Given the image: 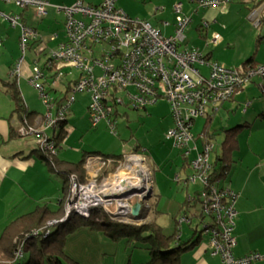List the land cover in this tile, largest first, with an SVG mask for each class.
<instances>
[{
    "label": "built area",
    "instance_id": "1",
    "mask_svg": "<svg viewBox=\"0 0 264 264\" xmlns=\"http://www.w3.org/2000/svg\"><path fill=\"white\" fill-rule=\"evenodd\" d=\"M0 1L32 8L37 17L45 15L49 6L47 0ZM116 1L100 0L99 4L92 5L76 0L70 7H55L65 18V41L49 55L47 64L60 66L52 83L65 76L61 70L64 66L75 68L79 78L61 98L51 99L44 85L40 84L45 74L35 66L29 84L37 90L45 108L44 119L41 124H32L23 116L16 133L25 138L34 137L40 154L52 159L58 154V143L46 131L56 132L61 123L67 120L76 94L88 93L91 96L88 114L92 127L105 120L112 133H115L113 112L117 105L125 103L133 109L142 110L160 98L165 99L173 119L172 128L165 134V141L171 142L186 159L191 157L190 161L186 160L191 175L184 181L179 176L175 180L186 188L189 184L200 185L201 190L195 191L193 197L187 196V204L194 207L191 205L197 201L198 217L201 220L209 218V223H203L202 231L208 237L211 256L218 257L222 264H258L264 261V254L255 252L242 257L234 256L236 240L233 231L238 195L230 189L219 187V180L214 179L211 160L214 146L200 135L198 138L202 139V143L197 144L198 138L191 131L196 119L206 117L210 109L215 113L222 103L231 100L253 77L263 78L264 64L240 70L207 61L197 49L179 50L191 22L190 17L182 14L181 3L173 6L176 15L174 35L165 37L147 21L132 18L116 8ZM230 2L195 0L199 8L210 9L227 6ZM260 10L257 6L249 13L248 18L255 29L261 25ZM0 17L11 26H18L21 31L19 45L22 57L11 71L12 77L18 79L27 43L34 38V32L21 24L17 16L0 13ZM207 27V23H204L203 28ZM220 41L218 34L212 36L213 45ZM202 66L208 68L207 76L202 75L199 69ZM82 169L83 181L77 175L69 176V195L61 221L71 213L87 219L92 209L101 208L112 222L139 224L142 213L150 211L153 176L142 152L131 150L120 158L106 159L99 155H87ZM133 202L140 204V219L137 220L132 217ZM195 215L190 217L184 213L176 219L178 239L181 226L191 225ZM56 222L50 221L47 225ZM33 234L37 235L38 232ZM16 255L21 257V249Z\"/></svg>",
    "mask_w": 264,
    "mask_h": 264
},
{
    "label": "crops",
    "instance_id": "2",
    "mask_svg": "<svg viewBox=\"0 0 264 264\" xmlns=\"http://www.w3.org/2000/svg\"><path fill=\"white\" fill-rule=\"evenodd\" d=\"M47 1L50 6H48L49 9L47 8L45 15L42 17H37L32 8H22L21 12L15 14L21 24L31 28L35 33V38L29 40L27 43V49L25 50V56L23 57L24 60L20 65V77L17 79L18 89L24 106L29 113L33 112L31 117H27L29 123L32 124L36 122L41 124L43 122L45 108L39 98L37 90L29 84L30 74L35 66L42 69L45 74V79L41 80L40 84L44 85L47 93L50 90L52 93L57 92L52 85V80L55 79L57 69H60V66L57 65V67H54L53 65L55 64L49 66L48 58L45 64L42 67H39L38 59H40L43 53L48 52L50 54L60 43L65 41V33L63 29L65 18L62 13L55 11L63 17L61 32L53 30L46 34L39 30L38 23L44 21L48 11H52V9H50L52 4L55 3L53 0ZM75 1L76 0H73L72 3ZM82 1L85 4L92 5H97L100 2V0ZM175 3H181L182 14L191 18V22L184 33V39L179 46V50L197 49L206 57L207 61L217 62L225 67L234 68L231 65L233 62L215 59V53L210 50V48L217 49L221 47L226 50L231 47V42L234 41L233 45L237 42V40H234V36H239V40H253L255 47L258 46V44L260 45L264 43V0H231L230 4L227 6L211 9L199 8L195 3V0H117L115 7L132 18L147 21L163 36L170 37L174 35L175 31L176 15L173 12V6ZM140 6H142V8H140ZM257 6L261 8V25L258 31L256 30V33L254 31L255 28L252 24L250 25L251 22L248 17L250 11ZM0 13L5 15V13L1 11ZM161 17L166 18V21L162 19L157 21V19ZM153 22L155 24H153ZM204 23H207V28H203ZM20 32L18 35H20ZM252 33L253 37L251 36ZM214 34H218L221 38V41L217 45L211 43ZM54 35L55 37H53ZM0 42L2 47V41L0 40ZM27 51L32 52L34 55L30 62H27L26 60ZM256 51L257 49H254L253 54L250 56V58L253 59V67L264 64V57H261L260 59L258 58V60L257 58L254 59ZM245 61L246 60L243 62ZM16 64L17 62L9 67L7 79L0 80V235L2 233L1 230H3L8 222L31 212L36 206L45 202V199L48 198V186L51 183L50 180H48L49 170L42 162L40 158L41 154L37 152V147L36 149L29 148L27 151L24 146L12 143V141L21 137L16 133V128L21 117L14 112V103L10 95L5 91L4 84L11 81V71ZM66 67L68 66L61 68L64 74L67 72V70H65ZM199 69L202 75L207 76L208 68L206 66H202ZM78 78L79 73L75 80ZM75 80L66 82V91ZM254 84L257 86L260 97L262 98V93L264 92V77L258 78ZM240 90H243V87ZM240 90H238L231 100L226 102L237 101V98L240 96ZM64 94H62V96ZM262 99L264 100V98ZM157 102L155 104H157ZM153 105L143 109L144 114H147L148 108H152ZM249 105L250 103H246L244 107L247 108ZM257 107H260V109L252 110V125L241 131V134L246 130V132H248L245 140V148L243 150L241 149V142L238 138V149L233 153L234 163L231 164L232 173L228 181V187H222L230 189L238 195L236 203L237 216L233 231L236 240L233 254L236 257H242L252 252L264 254V116H261L262 113L264 114V101ZM116 109L117 108H115V110ZM71 111L72 107L69 113ZM215 113L209 111V114L206 117H200L198 119H204L206 124L208 119L212 120ZM195 121L193 122L192 129L194 128ZM211 123L208 125L209 130ZM64 125V137L59 144L60 146L58 148L57 157H59V153L64 144L67 143L69 134L73 132V129L68 126V118ZM204 125L200 134L194 135L197 136V138L199 135L204 136V141H209L213 135L208 134V140H206ZM172 126L173 120L167 129L172 128ZM49 132L50 134L46 131L47 135L52 136L53 131L51 130ZM26 142H28V140H26ZM201 143L202 139L198 138L197 144L200 145ZM137 149L140 150L139 148ZM111 154L114 153L112 152ZM54 192L55 195H60V199L62 196L61 189H57L56 187ZM194 194L195 191L192 194L187 193V195H190L191 197H193ZM187 203L185 207H187ZM154 212L156 211L154 210ZM148 214L149 212L147 214L145 213L141 218V224L149 223L147 222ZM184 232L185 231H183L180 236L181 243L183 237H185L186 241H198L194 246L180 255L179 264H222L218 257L210 255L207 235L200 234L197 231H192L191 235L187 232V234H184ZM144 250L146 251V249ZM148 258L149 256H139L136 263L145 264L147 263L146 261L149 260ZM258 264H264V261Z\"/></svg>",
    "mask_w": 264,
    "mask_h": 264
},
{
    "label": "rangeland",
    "instance_id": "3",
    "mask_svg": "<svg viewBox=\"0 0 264 264\" xmlns=\"http://www.w3.org/2000/svg\"><path fill=\"white\" fill-rule=\"evenodd\" d=\"M53 1L55 3L50 8L52 11H48L44 21L40 22L41 24L38 23L39 30L46 34L53 30L62 31L63 17L56 13L55 7H70L73 5V0ZM21 9L22 7L17 6L15 3L0 2V11L5 13V16H16L15 14L21 12ZM160 19L166 21V18L163 17L158 18L157 21ZM153 24L155 23L153 22ZM256 30L258 31V29L254 30L257 33ZM19 32L20 28L18 26L12 27L6 19H0V40L2 41V47L0 48V80L7 79L9 67L22 57L18 39L20 37L18 35ZM251 36L253 37V33ZM234 40H237V42L234 45V41L231 42V47L226 50L221 47L217 49L210 48L215 53V59L233 62L231 64L232 67L239 68L244 60L250 58L254 49H257L254 59L257 58L258 60V58L264 57V43L255 47L253 40H239V36H234ZM49 55L48 52L42 54L40 59H38L39 67L45 64ZM33 56L32 52L27 51V62H30ZM65 70H67L65 76L52 84L57 92L48 91L51 99L60 98L66 91V82L73 81L78 76L77 70L72 66L66 67ZM258 78L260 77H253L251 82L244 86L243 90H240V96L237 101L223 103L213 116L209 130V134L213 135L209 139V142L214 146V152L211 154L212 161L216 155L221 153L223 129L233 128L238 125H245L246 127L252 125V110H259L260 107L257 106L264 101L260 97L257 86L254 84ZM90 100L91 96L88 93L76 94L72 111L69 115L67 114L68 126L73 129V132L69 134L67 143L62 147L59 157H57L58 160L77 163L85 153L111 154L113 152L116 155H122L131 151L134 147L139 148V151L145 156L153 176L154 196L150 201L154 205L153 209L149 211L147 222L154 220L162 228V232L165 235L171 236L175 232L178 234V227L175 221L180 215L186 213L192 217V214H196L191 225L185 224L181 226V233L185 231L184 234L188 233L191 235L192 231H197L206 235L202 231V227L203 223H209V218L204 217L201 220L198 217L199 205L197 201H193L191 206L194 207H188V204L185 207L187 193L192 194L194 191H200V185L197 183L189 184L186 188L181 182H176L175 180V177L179 176L184 181L191 175V170L186 163V160L190 161L191 157L186 159L177 148L172 146L171 142L165 141L164 137L168 130L167 128L173 120L166 100L159 99L157 104L153 105L152 108H148L147 114H144L143 110L138 111L128 107L125 103L117 105L115 113L113 112L115 133L110 131L105 120L100 121L96 128L92 127L88 114ZM246 103H250L247 108L244 107ZM204 124V119L196 120L192 129L193 134H200ZM246 131L239 135L242 150L245 148L246 135L248 134ZM48 134H50L49 131ZM12 143L24 146L27 151L29 148L36 149L37 147L34 138L20 137L12 141ZM231 167L232 165L227 169L226 177L219 179L220 188L228 187V181L232 173ZM48 180L51 183L48 186V198L45 199L44 203L55 208L60 195H55L54 189L56 187L61 189L62 178L53 172H48ZM196 199L199 200L197 197ZM133 203L137 204L138 202ZM145 212L142 213V217ZM184 240L185 237L181 241L184 242ZM144 249V243L133 240L128 244L126 238L114 241L99 231L78 225L76 230L65 237L64 254L71 260L67 264H127L128 261L131 262L130 264H137L139 256L148 257V252ZM25 260L23 259L22 263Z\"/></svg>",
    "mask_w": 264,
    "mask_h": 264
},
{
    "label": "trees",
    "instance_id": "4",
    "mask_svg": "<svg viewBox=\"0 0 264 264\" xmlns=\"http://www.w3.org/2000/svg\"><path fill=\"white\" fill-rule=\"evenodd\" d=\"M252 65L253 59L249 58L241 64L239 69L244 70V68L252 67ZM11 78V81L5 83L4 86L5 91L14 103V112L21 118L23 116L31 117L33 112L29 113L24 106L17 79ZM262 98H264V92ZM135 110L140 111V109ZM261 116H264V114L262 113ZM211 121V119H208L204 125L206 140H208L207 135L210 133L208 125ZM66 122L67 120L62 122L59 129L52 134V138L58 143V148L61 139L64 137L63 127ZM244 128H246L245 125H238L223 130L221 153L216 155L212 161L215 180L223 178L227 173V169L234 163L233 153L238 149V138ZM132 151L137 152L139 150L134 147ZM87 155H99L105 159L109 157L120 158L121 156L92 152L83 154L82 159L77 163H69L58 160L57 156L48 159L41 154L40 158L49 172H54L62 178V196L55 208L50 207L47 203H42L31 212L21 215L6 224L0 235V264H67L71 260L64 254L65 237L76 230L78 225L99 231L114 241L126 238L128 244L133 240L144 243L149 256V261L145 264H179L180 255L194 246L198 240L181 243L180 238H177V233L171 236L165 235L162 228L154 220L139 225L115 223L107 218L101 208H94L90 211V216L87 219L71 213L64 221H61L64 217L65 203L69 195V176L72 174L77 175L83 181L82 164ZM153 205V202L150 201V211L153 209ZM76 218L77 220H75ZM55 220L58 221L52 225H47L48 222ZM36 231L38 234L34 235L33 233ZM19 249H21V257L16 255ZM23 259H26L24 263H22ZM127 264H130V262L128 261Z\"/></svg>",
    "mask_w": 264,
    "mask_h": 264
},
{
    "label": "water",
    "instance_id": "5",
    "mask_svg": "<svg viewBox=\"0 0 264 264\" xmlns=\"http://www.w3.org/2000/svg\"><path fill=\"white\" fill-rule=\"evenodd\" d=\"M139 209H140V204L139 203H137V204H135L134 206H133V209H132V217H133V219H140L138 216V214H139Z\"/></svg>",
    "mask_w": 264,
    "mask_h": 264
},
{
    "label": "clouds",
    "instance_id": "6",
    "mask_svg": "<svg viewBox=\"0 0 264 264\" xmlns=\"http://www.w3.org/2000/svg\"><path fill=\"white\" fill-rule=\"evenodd\" d=\"M50 6V5H49ZM47 10V9H46ZM153 196H154V194H153ZM139 217V216H138ZM142 218V217H141ZM141 220V219H140ZM139 224H141V223H139ZM139 224H136V225H139ZM180 238V237H179Z\"/></svg>",
    "mask_w": 264,
    "mask_h": 264
}]
</instances>
